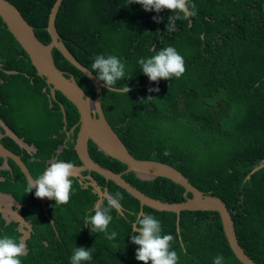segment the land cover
Returning a JSON list of instances; mask_svg holds the SVG:
<instances>
[{
	"label": "trees",
	"instance_id": "16d2710c",
	"mask_svg": "<svg viewBox=\"0 0 264 264\" xmlns=\"http://www.w3.org/2000/svg\"><path fill=\"white\" fill-rule=\"evenodd\" d=\"M8 1L34 28L38 40L49 44L47 23L55 0ZM190 2L195 6V15L186 21L173 20L174 31H166L172 15L169 10L144 11L140 4H127V0H62L55 24L66 47L88 70L97 54L123 59L127 77L117 81L116 87L126 84L128 93L107 89L101 93L108 123L136 158L169 164L199 190L220 197L232 214L241 247L256 263L264 264V169L245 180L250 167L264 161V19H254L264 17V12L253 13L242 0ZM169 45L183 57L184 72L168 81H149L137 60ZM53 57L58 69L74 76L87 95L96 100L95 85L57 49ZM0 64V117L36 152H28L11 137L0 141L22 156L34 178L55 156L81 165L75 149L79 111L58 92L56 100L51 98L46 80L37 76L27 53L1 18ZM62 144L66 146L59 152ZM89 149L103 167L116 173L126 170L94 142L90 141ZM11 164L14 174L3 172L7 181L1 183L0 191L13 194L24 205L31 201L20 210L34 229L22 264H70L72 249L80 247L94 250L92 259L82 264H142L135 259L138 246L131 240L137 234L133 223L140 212L138 200L113 181L91 174L103 188L110 193L118 191L122 197L125 216L110 210L108 229L117 235L109 241L102 233L83 226L85 212L92 214L94 209L90 208L99 199L91 187L84 189L75 182L67 204L54 206L55 202L49 200L46 206L52 224L34 189L25 192L27 179L21 168ZM124 178L152 198L171 203L185 200V189L168 179L143 184L132 172ZM145 213L160 220L161 234H172L170 247L179 254L180 264H212L218 254L225 264H241L229 247L218 213L182 212L180 232L175 213L146 207ZM0 233L18 240L21 236L17 224H8L2 214Z\"/></svg>",
	"mask_w": 264,
	"mask_h": 264
},
{
	"label": "water",
	"instance_id": "95a60500",
	"mask_svg": "<svg viewBox=\"0 0 264 264\" xmlns=\"http://www.w3.org/2000/svg\"><path fill=\"white\" fill-rule=\"evenodd\" d=\"M61 1L62 0H55L49 13L47 23V32L51 37V42L49 44H43L38 40V37L34 32V28L25 20L17 7L8 0H0V18L3 20L15 40L27 53L32 65L35 66L37 76L46 80V85L50 90L51 98L56 100V92H58L79 111L80 131L77 138L76 148L78 150L80 160L83 162V165L86 166H83V168L74 166L72 175L79 176L81 175V172L86 170L88 167L91 171L97 173L106 180L113 181L115 184L133 195L140 201L141 207L147 206L156 211L172 212L177 214L178 223L179 215L184 211L217 212L221 218L225 237L237 260L241 264H258L250 258L241 247L236 235L234 220L225 202L221 198L199 191L181 172L169 165L161 164L155 161L135 159L125 144L121 141L113 127L110 123H108L102 109L101 93L103 89L107 88L92 72H90V70L87 69L86 66H84L74 55H72L57 31L55 16L58 14L57 11ZM55 48L67 61H69L72 65H75L77 69L95 85L97 89L96 100L91 99L87 95L74 76L58 69L53 57V50ZM6 74L17 75L18 73L6 72ZM61 109L63 111L64 121H66V113L63 106H61ZM0 125L4 130V134L0 135V138L11 137L26 150L36 152V148L29 147L25 139L19 137L11 129V127L6 125L1 117ZM71 130L75 131V129ZM90 140L97 145L99 150L103 151L108 156H111V158L126 164L128 166L126 172L135 171L143 179L147 180L155 177H166L176 184L181 185L185 188V201L180 203H169L155 200L135 189L121 178V174H117L112 170L103 167L92 158L89 152ZM63 147L64 145H61L58 148V151H60ZM0 156L8 161H14L22 169L27 181L34 179L21 156L13 152L3 143H0ZM55 159L56 158L50 160V162ZM261 167H264V163L261 164ZM86 179L88 180L87 185L92 187L93 191L99 195V200L96 204L102 206L105 196L109 194L108 191L103 189L92 175H88ZM189 193L192 194V197H188ZM13 199L15 198L13 197ZM38 199L43 206L44 214L48 217L46 203L50 199ZM14 203L20 209L23 207V205H21L17 200H14ZM116 209L119 213L124 214L122 205L119 204ZM6 213H10V210L5 211V214ZM10 215L12 218L16 219V222L20 223L21 226H25L28 230L32 229L31 225L25 221L24 217L18 211H15L13 214L10 213ZM50 221L54 223L52 219H50ZM9 222H11V219H9L8 223ZM134 230H137L135 224Z\"/></svg>",
	"mask_w": 264,
	"mask_h": 264
},
{
	"label": "clouds",
	"instance_id": "9594fccd",
	"mask_svg": "<svg viewBox=\"0 0 264 264\" xmlns=\"http://www.w3.org/2000/svg\"><path fill=\"white\" fill-rule=\"evenodd\" d=\"M130 3L140 4L144 11L159 12L161 9L169 10V12L172 13V15L169 18V25L170 26L166 29V31H174V28L171 27V22L173 20L178 19V20L186 21L190 16L195 15V6L190 2V0H127V4H130ZM137 63L140 66L141 72L148 77L149 81H157L158 78L165 79L168 81L172 77L179 78L182 75V73L184 72L183 57L171 45L161 48L160 50L156 51L155 54H153L149 57L139 58L137 60ZM92 71L95 72L96 78L99 81L103 82V85L108 89L109 92L115 91V92H119L122 94L128 93L129 88L126 84H123V85H120L119 87H116L117 81H120V80L127 77L126 65L123 62L122 58H118L117 56L112 55V54H97L92 59L90 72H92ZM151 91H156V89H152ZM60 106H62V105H60ZM3 134H4V132L0 133V135H3ZM3 138H6V137H3ZM1 139L2 138H0V140ZM0 143L5 144L4 142H1V141H0ZM62 145H65V144H62ZM28 146L33 147L31 145H28ZM127 149H128V147H127ZM28 152L35 153L34 151H28ZM21 158H22V156H21ZM55 158L56 159L51 161V162H50V160H52V159H50L47 162V166L34 179H31V181H29V180L27 181L26 187H25V192L26 193L32 192L34 189L33 194L35 197H37V198H49L50 200H53L55 202L54 206H59V205L67 204L69 201L70 194L74 191V189L72 187L73 180L71 178L72 177V171L74 168V163L72 161H65L63 159H58L57 156H55ZM110 158H111V156H110ZM134 158L137 160H143V159L136 158V156H134ZM0 159L4 160V164L0 165V187H1V183L5 182L2 180L5 178V180L7 181V178L3 176V172L7 170V171H10L12 174H14V166H12L11 163L13 162L15 165H17V164L12 160L8 161L4 158H1V156H0ZM148 161H155V160H148ZM5 162H6V164H5ZM155 162H158V161H155ZM158 163H161V162H158ZM263 163H264V161L258 165H253L252 167H250L249 171L246 173V175H248V176L247 177H245L246 175L244 176L246 178L245 180L247 181V180L252 179V177L254 175H256L258 172L262 171L264 169V167H261V164H263ZM122 164H124V163H122ZM161 164H165V163H161ZM4 165L6 167V170H4V168H3ZM124 165L126 166V170H127L128 166L126 164H124ZM166 165H169V164H166ZM126 170L122 173H117V174H121V178L125 182L129 183L135 189L139 190L140 192H142L143 194H145L146 196H148L150 198H152V197L147 195L145 190H143L138 185L131 183L130 181L126 180L124 178V174H128L130 172L134 173L136 175V177L142 181L141 183L152 182V181L156 180L157 178L168 179L166 177H155V178H152L150 180H147V179H143L135 171L126 172ZM168 180H170V179H168ZM106 181H109V180H106ZM170 181H172V180H170ZM189 182H190V180H189ZM173 183H175V182H173ZM143 184H145V183H143ZM118 187H120V186H118ZM120 188L123 189L122 187H120ZM195 188H197V187H195ZM103 189H106L109 194H107L105 196L102 206L96 204L98 201L92 205V207L90 208V209H94V212L92 214H89V210L87 212H85L84 217H83V226L88 227L90 232L102 233L104 235L105 239L112 241L116 237L117 232L114 230L108 229V225L112 221V215L110 214V210H115L119 206L122 197H121L120 192H118V191L115 193H110L108 188H103ZM123 190L126 191L125 189H123ZM199 191H201V190H199ZM92 192L99 197V195L96 192H94V191H92ZM201 192H203V191H201ZM127 193L131 197L135 198L129 192H127ZM203 193L213 195L212 192H210V193L203 192ZM6 194L9 196L8 197L5 196ZM184 194H185V192H184ZM189 195H191V197H192L191 193L188 194V197H190ZM12 196L15 199H13ZM213 196H215V195H213ZM152 199H155V198H152ZM184 199H185V195H184ZM14 200H17V198L13 194L0 191L1 205L6 207V211L10 210V213H12V214L15 211H18L20 213V210L22 208L28 207L29 203H31V201H30L29 203H26L24 205L17 200L21 205H23V207L20 209L14 203ZM155 200H158V199H155ZM105 201H106V206H103ZM160 201H163V200H160ZM184 201H182V202H184ZM164 202H166V201H164ZM139 203H140V201H139ZM169 203H171V202H169ZM178 203H180V202H178ZM145 207L149 208L147 206L141 207V203H140V212L138 214L136 222L133 223V232L137 233V234L132 236L131 240L135 245L138 246L135 250V259L137 261L142 262V264H149V262H150V264H180L179 254H177V252L174 249H171V247H170V241L173 240L172 234L171 233L161 234L162 228H161L160 220L157 219L156 217H154L151 213H144ZM149 209H151V208H149ZM123 210H124V207H123ZM154 211H156V210H154ZM157 212H160V211H157ZM203 212H207V211H203ZM10 213H8V214L6 213L5 214L6 217H4V216L3 217L5 219L10 217L8 219H11V222H9L8 224H11V223L17 224V231L21 236L19 237V240H18L17 238H14L13 236L0 233V264H22L21 257H23L29 253L28 240L31 239V237L33 236V233H34L33 224L30 221L25 220L32 227V229L28 230L25 226H23V225L21 226L20 223L16 222V219L12 218ZM142 213H144V214L141 216ZM170 213H172V212H170ZM119 214L122 216H125V211H124V214H121V213H119ZM231 216H232V214H231ZM47 218L49 220L52 219V218H50L49 214H48ZM180 219H181V214L179 215V223H180ZM6 221H8V220L6 219ZM53 222H54V220H53ZM179 223H178V216H177L178 232H180ZM52 224H54V223H52ZM134 224L136 225L137 230H134ZM234 226H235V224H234ZM43 244L46 245V249L50 248L48 242L45 239L43 240ZM229 247H230V245H229ZM185 250H186V253H188V250L187 249H185ZM93 251H94L93 249H85L84 247L73 248L71 255L68 258L70 264H82V262L90 261L92 259L91 253ZM190 255L193 258L191 253H190ZM233 255H234V253H233ZM212 264H225L224 257L222 255H219V254L214 256L212 258Z\"/></svg>",
	"mask_w": 264,
	"mask_h": 264
},
{
	"label": "flooded vegetation",
	"instance_id": "af4514ba",
	"mask_svg": "<svg viewBox=\"0 0 264 264\" xmlns=\"http://www.w3.org/2000/svg\"><path fill=\"white\" fill-rule=\"evenodd\" d=\"M243 2H246V3H248V5H247V7L248 8H250V10H252V12L253 13H257V12H259V11H261V12H264V0H242ZM254 19H264V17H262V16H257L256 18H254ZM80 131V130H79ZM72 132H74V131H70V132H68L67 133V137H70V134L72 133ZM79 134V133H78ZM78 138V137H77ZM77 138H76V143H77ZM91 141V140H90ZM93 142V141H92ZM95 144V143H94ZM64 146H66V145H64ZM89 148H90V144H89ZM75 149H76V151H77V154H78V156H79V153H78V150H77V148H76V145H75ZM89 152H90V149H89ZM90 155H91V153H90ZM92 156V155H91ZM79 158H80V156H79ZM81 165H74V166H78V167H82L83 168V162L81 161ZM5 164H6V162H5ZM86 166V165H85ZM84 166V167H85ZM3 168H4V170H6V167H5V165L3 166ZM93 173V171H91L90 170V168H88L87 167V169L86 170H83L82 172H81V175H79V176H77V175H72V180H73V183H75V182H80L82 185H84V189H87V188H89V186L87 185V183H88V180L86 179L87 178V176L88 175H91ZM3 179V178H2ZM2 181H6L5 180V178L2 180ZM5 196H9V195H5ZM16 209V208H15ZM23 209V208H22ZM5 211H6V207L5 206H3V205H1V201H0V213L1 214H3V216L4 217H6L5 216ZM145 213V212H144ZM144 213H142L141 214V216L144 214ZM8 218H10V217H8ZM8 218H6L8 221H9V219ZM7 221V222H8Z\"/></svg>",
	"mask_w": 264,
	"mask_h": 264
}]
</instances>
